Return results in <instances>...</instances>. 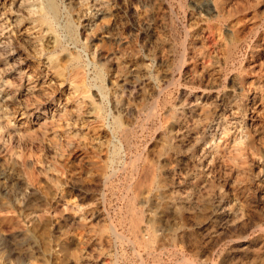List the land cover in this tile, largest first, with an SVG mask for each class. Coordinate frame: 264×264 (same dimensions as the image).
<instances>
[{"label":"rangeland","instance_id":"obj_1","mask_svg":"<svg viewBox=\"0 0 264 264\" xmlns=\"http://www.w3.org/2000/svg\"><path fill=\"white\" fill-rule=\"evenodd\" d=\"M57 2L0 0V264H264V0Z\"/></svg>","mask_w":264,"mask_h":264},{"label":"bare ground","instance_id":"obj_2","mask_svg":"<svg viewBox=\"0 0 264 264\" xmlns=\"http://www.w3.org/2000/svg\"><path fill=\"white\" fill-rule=\"evenodd\" d=\"M32 1V3L36 2H41L42 6V14H41V17H40V20L39 22L42 23L43 25L44 24H48V25H51L54 24L56 21H58V19L60 18V15L62 14L60 12L61 8L60 6L58 5V2L57 0H30ZM33 7V6H32ZM36 7V6H35ZM40 7V8H41ZM37 10V9H36ZM34 10V11H36ZM72 10V9H71ZM71 10H68V16L70 17V20L66 23L65 25V29L66 31L70 34V35H74L76 34V23H75V19H74V16H73V13ZM33 13V12H32ZM37 13V12H36ZM34 14V13H33ZM39 16V15H38ZM36 18V17H35ZM45 26V25H44ZM40 27V26H39ZM99 29V28H98ZM78 33V32H77ZM79 34V33H78ZM94 38V37H93ZM97 42V41H96ZM105 44V43H104ZM106 45V44H105ZM59 46V45H58ZM57 47V46H56ZM97 48V47H96ZM47 49V48H46ZM98 55V54H97ZM109 56V55H108ZM99 57V56H98ZM97 57V58H98ZM108 58V57H107ZM77 59V58H76ZM75 59V60H76ZM74 62V60H73ZM68 63H72V62H68ZM61 64V63H60ZM98 65V64H97ZM54 66V65H53ZM60 67V66H59ZM58 67V69H60ZM62 67V66H61ZM67 67V66H66ZM106 67V66H105ZM65 68V67H64ZM63 68V69H64ZM57 69V68H56ZM181 69V68H180ZM209 81V80H208ZM212 81V79H211ZM206 83V82H205ZM210 84V83H209ZM212 84H213V81H212ZM208 85V84H207ZM198 88V87H197ZM200 88V87H199ZM213 90V89H212ZM204 91V90H203ZM210 91V90H209ZM208 93V91H206ZM205 92V93H206ZM210 94V93H208ZM213 94V93H212ZM255 102V101H254ZM197 128V127H196Z\"/></svg>","mask_w":264,"mask_h":264}]
</instances>
